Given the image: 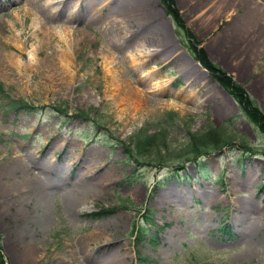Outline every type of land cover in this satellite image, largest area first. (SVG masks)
I'll return each instance as SVG.
<instances>
[{"label": "rangeland", "instance_id": "1", "mask_svg": "<svg viewBox=\"0 0 264 264\" xmlns=\"http://www.w3.org/2000/svg\"><path fill=\"white\" fill-rule=\"evenodd\" d=\"M114 1L132 2H54L46 21V0H0V169L41 175L39 161L53 182L31 207L46 225L9 223L0 206L5 264H264V221L246 238L237 218L246 203L264 209V135L193 60L159 0H141L142 22L136 9L115 15ZM174 1L198 47L264 113V0ZM4 96L37 111H11ZM209 125L231 147L209 153L199 172L179 156L188 134ZM90 169L104 182L87 196L73 185ZM249 172L262 180L243 183Z\"/></svg>", "mask_w": 264, "mask_h": 264}, {"label": "bare ground", "instance_id": "2", "mask_svg": "<svg viewBox=\"0 0 264 264\" xmlns=\"http://www.w3.org/2000/svg\"><path fill=\"white\" fill-rule=\"evenodd\" d=\"M76 1L81 2L82 0ZM96 1L97 0H90V3H96ZM54 2H62L63 4H65L67 3V0H46L45 3L47 6L41 8L40 11V17H42L46 21H50L55 16L50 9L52 7L51 4H53ZM129 5V9L125 10L124 6H122L117 1H114L112 10L115 12V15L125 17L126 14L129 16V13H131L132 10L135 11L136 9L137 14L140 12V21L142 19H146L147 15L144 14H147V12L143 14L144 5L142 4L141 0H132L131 4ZM154 30L158 33V30L155 29V27ZM136 51L138 53L140 52V55H144V53H141V47H136ZM194 64L198 67L197 63L194 62ZM34 166L38 169V172L41 175H32L31 170L27 167L26 164L25 166H20L19 164L15 163H7L6 167L0 169V206L4 210V217L9 221V223H11L12 220H14L16 223H19L20 225H22L23 222L29 223L32 220H34V222L36 223H39L40 225H46L47 223L46 216L44 218H39L40 215H36L38 219L34 218L35 215L33 214V211H31V207L35 199L46 197L49 194V185H52L53 182H50L47 177L43 176V172L46 170V167L43 165V163L41 164L39 161H36V165ZM53 172L56 176H58L61 171H59V168H56ZM91 175L92 173L90 169L89 171L87 170L77 176L78 178H81L79 182L74 183L73 190L79 189L84 195L92 196V186L95 185V183L98 187L99 185L102 186L103 184L99 183L104 182V177H101L98 181L94 182L93 180H91V178L88 179ZM259 180H262L259 175L249 172L244 178L243 183L251 184ZM41 200L43 199L41 198ZM243 208L246 209L247 212H245V214L242 215L241 218L237 215V218L240 221H243V223H246L243 226V231L245 232V237L248 238L249 233L255 231L260 223L264 221V209L263 207L255 208L249 203H246ZM23 237L24 239H26L25 232H23L22 234V239ZM250 240L251 239H249V241ZM256 241L257 240H252V243L247 242V247L249 248L251 246H257L258 241ZM22 255V261L29 260L30 250L25 251V253L23 252ZM109 255L110 254L107 253L108 257Z\"/></svg>", "mask_w": 264, "mask_h": 264}, {"label": "trees", "instance_id": "3", "mask_svg": "<svg viewBox=\"0 0 264 264\" xmlns=\"http://www.w3.org/2000/svg\"><path fill=\"white\" fill-rule=\"evenodd\" d=\"M162 5L165 7L168 14L171 15L172 19L176 22V24L185 32V36L187 39V48L193 55L194 59H196L209 73L211 78L215 80L231 97L236 101L238 106L240 107L242 113L245 115L247 120L252 123L260 133L264 135V113L261 111L256 101L248 94L245 88L235 81L232 75H229L226 71L220 68L218 65L213 63L207 54L205 53L202 47H198V44L194 40V36L189 32V30L183 24L182 17L175 6L174 0H160ZM4 92V93H3ZM0 93L5 94L3 91V85L0 83ZM7 101L5 104L9 107V110L19 112L21 110H29V111H37L36 108H33L28 103L23 100L9 98L8 96H4ZM3 97V98H4ZM56 111L61 114L63 118H69V114L66 109H52L51 111ZM76 117L89 119L87 113L83 111H78V114H75ZM190 132V131H189ZM189 141L186 142V146L183 149V154L179 156V158H184L185 161L193 162L198 171H205L204 166H202V159L212 153L214 151L220 150L224 146H228L229 142L227 138L223 137L220 134V130L215 127L209 125L203 132L201 133H189ZM80 138H85L83 136H79ZM148 139H152L148 136ZM138 141V140H137ZM139 144H134V147L128 151V157L131 161L137 162L143 156L141 151V147H138ZM231 147V146H228ZM253 151L252 148H248L245 146L243 149L244 153H251ZM127 158V157H126ZM180 166L179 168H181ZM178 168V169H179ZM135 238L136 235L140 233L142 227L139 224L135 225ZM154 241V239H153ZM0 264H5L3 255L0 252Z\"/></svg>", "mask_w": 264, "mask_h": 264}]
</instances>
